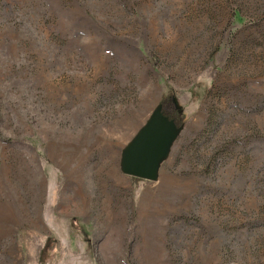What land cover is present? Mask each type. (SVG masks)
Listing matches in <instances>:
<instances>
[{
  "label": "rangeland",
  "instance_id": "374dc122",
  "mask_svg": "<svg viewBox=\"0 0 264 264\" xmlns=\"http://www.w3.org/2000/svg\"><path fill=\"white\" fill-rule=\"evenodd\" d=\"M0 264H264V0H0Z\"/></svg>",
  "mask_w": 264,
  "mask_h": 264
},
{
  "label": "water",
  "instance_id": "95a60500",
  "mask_svg": "<svg viewBox=\"0 0 264 264\" xmlns=\"http://www.w3.org/2000/svg\"><path fill=\"white\" fill-rule=\"evenodd\" d=\"M143 135L136 138L124 156V170L142 179L154 177V171L169 137L176 133L175 122L162 112V104L153 113Z\"/></svg>",
  "mask_w": 264,
  "mask_h": 264
},
{
  "label": "flooded vegetation",
  "instance_id": "af4514ba",
  "mask_svg": "<svg viewBox=\"0 0 264 264\" xmlns=\"http://www.w3.org/2000/svg\"><path fill=\"white\" fill-rule=\"evenodd\" d=\"M163 107H164V109H168V108H170V112L171 111H173L172 113H165L164 112V110H163ZM169 111V110H168ZM174 111H175V113H174ZM162 112H163V114H165V115H167L168 116V118L170 119V120H172L173 122H175L174 120L176 119L175 117H174V114H179V115H183V113H182V109H181V107L178 105V103L176 102V100L174 99V97H170V102H168L167 104L165 103V104H162Z\"/></svg>",
  "mask_w": 264,
  "mask_h": 264
},
{
  "label": "trees",
  "instance_id": "16d2710c",
  "mask_svg": "<svg viewBox=\"0 0 264 264\" xmlns=\"http://www.w3.org/2000/svg\"><path fill=\"white\" fill-rule=\"evenodd\" d=\"M166 101V97L162 98V101L160 104H164ZM167 113V112H165ZM174 117L176 118L174 121H175V125H176V128L177 127H180L182 125V118H183V115H179V114H174ZM142 178L140 177H137V176H134L133 177V181L135 182H139V180H141Z\"/></svg>",
  "mask_w": 264,
  "mask_h": 264
},
{
  "label": "bare ground",
  "instance_id": "6f19581e",
  "mask_svg": "<svg viewBox=\"0 0 264 264\" xmlns=\"http://www.w3.org/2000/svg\"><path fill=\"white\" fill-rule=\"evenodd\" d=\"M133 177V176H132Z\"/></svg>",
  "mask_w": 264,
  "mask_h": 264
}]
</instances>
